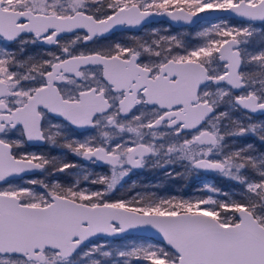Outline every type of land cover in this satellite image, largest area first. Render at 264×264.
Here are the masks:
<instances>
[{
  "label": "snow or ice",
  "instance_id": "1",
  "mask_svg": "<svg viewBox=\"0 0 264 264\" xmlns=\"http://www.w3.org/2000/svg\"><path fill=\"white\" fill-rule=\"evenodd\" d=\"M201 14L218 22L195 47L156 33L87 47L153 16L195 25ZM254 22L264 25V0H0V264H264V152L235 143L264 145V122L252 119L264 115V49L248 51ZM34 141L111 175L92 180L96 190L62 184L56 173L78 165L19 152ZM165 165L218 173L239 198H111L134 169ZM37 170L51 173L9 183ZM130 229L162 242L91 243Z\"/></svg>",
  "mask_w": 264,
  "mask_h": 264
},
{
  "label": "flooded vegetation",
  "instance_id": "2",
  "mask_svg": "<svg viewBox=\"0 0 264 264\" xmlns=\"http://www.w3.org/2000/svg\"><path fill=\"white\" fill-rule=\"evenodd\" d=\"M231 18V17H229ZM235 19V18H232ZM215 20V19H214ZM236 20H242V19H236ZM212 21V20H210ZM160 22L165 23L164 21H157V22H152L153 24H158ZM209 22V21H206ZM148 23V24H152ZM203 23V22H200ZM193 26H182V27H172L170 26L171 29H176V28H184V27H189L192 28L196 25ZM258 23V22H254ZM167 24V23H166ZM146 25L141 27L138 31H127V30H115L111 34H108L106 38L100 39L95 43H89L87 47L89 49L92 48H101L105 47L114 43H123V44H132L134 40L141 41L140 39H137V37H133L134 33H137L141 31ZM127 33V37H122V34ZM72 37H64L65 40L71 39ZM189 46H192V44H188ZM42 48H37V49H29V52H40L42 51ZM50 51H56L54 48H50ZM263 116L261 114H256L253 117H259ZM69 135L79 138V139H84L85 137H91L95 136L98 133L92 129H75L71 132L68 133ZM127 139V137H125ZM63 143V141H61ZM19 152L21 153H36V154H43L44 156L48 158H56L58 162H68V163H74L78 165L76 168H71L66 170L63 173H56V179H58L62 184H69L73 182L74 180H79L81 187H88L91 189L96 188L97 186H100L99 184H92L91 181L97 179L100 175H111L110 167L104 164L100 163H92L89 161L84 160L83 158L77 157L71 153L70 150L66 148H62L59 145L53 147L47 142H38L34 141L31 142L27 145H25L23 148L19 149ZM170 167L166 166L165 168H157V167H146L143 169H134L128 177H126L123 181V186L119 187L115 195L112 196V199H118V198H125V199H131L132 196L137 195V193L141 195H154V196H161L162 197H170V196H175L180 195L183 193V191L177 192V190L174 188L177 184L176 177H171L172 175L174 176V173L172 175H169L168 173L172 171H168ZM161 171L163 173H161ZM203 171V170H199ZM205 172V171H204ZM51 170L49 172H44L41 174L39 170L35 172H31L26 175H22L17 178H11L10 181H19L23 178H32V179H47V177L50 175ZM207 173V172H206ZM88 175L89 176V181L85 182L83 180V176ZM181 181V180H179ZM1 184L4 183H0ZM182 184V182H181ZM186 192V191H185Z\"/></svg>",
  "mask_w": 264,
  "mask_h": 264
},
{
  "label": "rangeland",
  "instance_id": "3",
  "mask_svg": "<svg viewBox=\"0 0 264 264\" xmlns=\"http://www.w3.org/2000/svg\"><path fill=\"white\" fill-rule=\"evenodd\" d=\"M229 21L231 24L235 26H249L246 23H243L242 20H236L229 18ZM218 22L216 19L209 21V22H203L199 25H196L192 27L191 29H184V28H176L171 29L170 26L166 23H158V24H147L141 31L134 33L133 37H137V39H140L141 41H150L152 39L157 38V36H154L153 33H156L158 36H177L179 37L185 44L188 42L190 44V41L194 43L190 47H195L203 43L204 37L200 35L204 29L208 28L211 23ZM253 28L256 29V33L253 35V37L250 39V43L248 45V51L249 52H258L261 49H264V35H261L260 30L264 28V25H261L258 23H253ZM122 37H127V33L122 34ZM253 121L255 122H264V115L259 117H252ZM236 143V141H235ZM168 165H165V168ZM170 169L168 171H172L174 173V176L182 182V186L174 187L177 191H183L180 195L176 194L177 198H183V199H198V198H207L209 195L213 196L217 199H223L224 194L227 193L231 198H239V195H233L234 193H241V188L236 185L234 181L228 180L227 178L222 177L218 173L213 172H204L199 170H194L191 172H185L184 168L176 165V166H168ZM161 173H163L161 171ZM32 178H23L19 181H10L13 186L15 185H21V184H27L29 180ZM205 185L213 186L219 190H221L219 193H214L209 190V188H206ZM7 184H1L0 187H7ZM102 186H97L96 188L92 190H96L98 188H101ZM159 197H162L159 196ZM172 197V196H170ZM167 198V197H165ZM107 243L109 245H112L113 248L120 247L121 245H130L133 243H159L151 238L140 236L136 234H126L120 238L116 239H105V238H94L91 243ZM91 245L89 244L88 247ZM134 259V258H133Z\"/></svg>",
  "mask_w": 264,
  "mask_h": 264
},
{
  "label": "water",
  "instance_id": "4",
  "mask_svg": "<svg viewBox=\"0 0 264 264\" xmlns=\"http://www.w3.org/2000/svg\"><path fill=\"white\" fill-rule=\"evenodd\" d=\"M214 19H216V14H201V20L198 23L206 22V21H210V20H214ZM235 19H241V18L235 17ZM157 21H164L165 23H167L169 26H172V27L193 26V25L187 24V23H185L183 21H172L169 17H165V16H153V17L149 18V20H148V22L146 24L152 23V22H157ZM140 28L141 27L128 29L127 27H121V28H117L115 30L138 31ZM38 142H40V141H38ZM22 175H26V174H22ZM126 234H136V235H140V236H145V237L151 238V239H153V240H155V241H157L159 243L162 242L159 234L155 230H144V229H130V230H128V232L122 233V234H120L117 237L102 236L100 238L116 239V238H120V237H122V236H124Z\"/></svg>",
  "mask_w": 264,
  "mask_h": 264
},
{
  "label": "trees",
  "instance_id": "5",
  "mask_svg": "<svg viewBox=\"0 0 264 264\" xmlns=\"http://www.w3.org/2000/svg\"><path fill=\"white\" fill-rule=\"evenodd\" d=\"M160 23L164 24L163 22H160ZM184 29L188 30V29H191V28L184 27ZM190 43L192 45L194 44V43H192V41H190ZM188 44L189 43L187 42L186 45H188ZM245 143H251L254 146V148H255V150L257 152H264V145H262L260 143V141L256 137H254V136H249V137L242 138V139L236 141V144L237 145H243ZM178 186H182V184H181V181H179V179L177 178L176 187H178ZM177 192H179V191H177Z\"/></svg>",
  "mask_w": 264,
  "mask_h": 264
}]
</instances>
